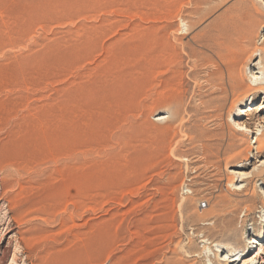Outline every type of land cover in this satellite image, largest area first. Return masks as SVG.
<instances>
[{
  "label": "rangeland",
  "instance_id": "1",
  "mask_svg": "<svg viewBox=\"0 0 264 264\" xmlns=\"http://www.w3.org/2000/svg\"><path fill=\"white\" fill-rule=\"evenodd\" d=\"M163 3L0 0V264H55L90 230L104 239L92 264H264V172L254 192H233L246 185L239 175L264 161L254 145L264 93L227 121L206 83L222 67L226 21L255 29L249 48L264 44L260 1L180 0L169 13ZM258 61L245 68L246 84L264 76ZM233 123L246 136L234 135ZM222 134L242 158L206 164ZM28 145L49 152L36 167H7L6 156ZM234 202H244L236 227L246 249L230 256L212 242L222 240Z\"/></svg>",
  "mask_w": 264,
  "mask_h": 264
},
{
  "label": "bare ground",
  "instance_id": "2",
  "mask_svg": "<svg viewBox=\"0 0 264 264\" xmlns=\"http://www.w3.org/2000/svg\"><path fill=\"white\" fill-rule=\"evenodd\" d=\"M163 1H164V3L161 4L162 7H164L167 10V13H169L171 8L175 7L174 5L180 0H163ZM259 1H260V6H259L260 11L256 10V12H263V14H264V3L261 2L262 0H259ZM238 7H239V11L237 10V12L240 14V16H242L241 14H243L245 17H248V16H249V18L252 17V14L249 13L248 11H246L245 7H242V6H238ZM242 11H244V12H242ZM244 16H242V17L245 19ZM236 17H237V15H236ZM234 19L235 18L230 19L231 21L228 20L229 22L226 21V25L223 27V29H220V32H219L220 33V39L218 38V40H220L221 45H219V41H218V44H217L218 45V53L216 52V54L218 55V59L219 60L221 59V61H222L221 62L222 67L221 66L218 67V69L215 71V73H212L209 76V78L206 80V83L208 84L210 89L213 90V93H214L213 97L211 99L212 103H214L216 105L217 111H219V112H223V111L225 112L226 111V114L228 115L227 121H229L230 116L234 113L232 111H235L236 109H238L239 105L243 104L251 96H255L258 93H264V76L258 77V75H259L258 73L256 75L252 74L251 82L248 84H246L244 82V77L246 76V69L245 68L248 66V63L252 60V58L259 57L258 63L254 64L253 66L258 67V71H260V73L264 75V44L260 47L249 48L250 47V39H251V36H249V35L254 33L255 29L254 28H249V29L246 28L244 30L236 29L237 26L235 25L236 22L233 21ZM234 22H235V24H234ZM158 36H159V38H157V40L160 39V41H162L163 36H160V35H158ZM156 43H157V41H156ZM156 43H155V45H158V43L157 44ZM159 44H161V43H159ZM162 45H164V44H162ZM159 59H157V60H159ZM168 59H170V58H168ZM157 60H155V62ZM166 61L169 62L167 59L164 62H166ZM155 66H156V64H155ZM143 71L144 72L146 71V66H143ZM19 78H20V76H19ZM166 85H167V83H166ZM166 97L171 99L173 97V93L171 91L167 92ZM167 101H169V100H167ZM259 107H261V106H259ZM7 112H6V114H7ZM1 115H2V113H1ZM164 119H166V117H164V116H161V118H159L160 121H163ZM233 124L236 126L235 128L232 127V129H233L232 131H233L234 135L235 134L245 135V133L247 132L246 129H243L242 126H240L236 123H233ZM55 132H57V130ZM14 133H16V132H14ZM216 143H217L216 147H214L213 150L212 149L211 150L205 149L206 151H205L203 157H204V159H206V160H204V161H206V164L210 165L213 160H215V159L219 160L221 157H225V155H226L225 161H224L225 166L228 165L229 158L231 160H234V161H238L242 158V152L243 151L238 152V147L240 145L237 144L238 142H237V140H235L234 137L225 136L224 134H222L218 137V139L216 140ZM18 144L20 145V143H18ZM50 144H51V142H50ZM34 145H31V146L28 145L29 147L22 146L23 148L20 151H18L16 153V150H15L13 152L14 154L16 153L15 155L6 156L7 158H5L3 162L7 163V167L13 166V167H17L19 170H25L27 167H29L30 165H34V164L38 166L39 161L41 162L40 159H43L42 158V156H43L42 152H44V150L46 151V149H44L42 146H41V149H39L38 146H34ZM38 145H40V144H38ZM254 145H256L255 146L256 153L261 154L264 150V133L263 132L260 133L259 135H257L256 140L254 142ZM10 146L13 148L12 145H10ZM250 147H251V145H249V144L246 147L248 149V152H250ZM60 148H61V146H60ZM60 148H59V150H60ZM251 149H252V147H251ZM69 150L71 151L70 148H68V151L65 150L67 152L64 155L67 156V153H70ZM65 151H63V153ZM50 152H52V150ZM54 152H55L54 154L56 155L57 154L56 151H54ZM45 153L46 152H44V155L47 154V153L46 154ZM43 157H45V156H43ZM51 157H53V156L51 155ZM53 158H49V159L53 160ZM0 169L3 170V169H5V167H1ZM263 172H264V161L263 160L256 161V163L253 166L252 172L250 174L239 175L240 179H241L240 182L246 183V185L242 186L241 188L238 187L239 189L235 188L233 190V192H238L240 194L245 193V195H248V193L250 191L254 192L255 184H253L254 186H252V190H250V186H251L252 182L258 181L262 178ZM67 173H69V172H67ZM37 188H39V187L37 186ZM243 203H239V202L228 203L227 207H225L226 208L225 210L228 211L230 209V211H228V212L225 211L221 220L224 221L226 218H229L230 221L227 224L223 223L220 227L219 234H220V238H222V240L215 239L212 242V243H216L217 244L216 246H218V247L221 246V247L225 248L228 251L230 256H232V252L234 249L236 250V247H237V249H241V248L246 249V246H242L241 240L238 239L240 237L241 231L238 230L236 227L237 220H238L236 218V215H237V212L239 211V209L242 208ZM8 204H9V202H8ZM8 206H10V204ZM250 209L251 208H249V206L243 207V210L245 212L243 217L247 216ZM164 216H166V214ZM165 218L166 217H163V220H165ZM167 218H168V216H167ZM0 226H2V225H0ZM104 235L105 234H103V236ZM77 237H79V236H77ZM103 240L104 239L101 235H100V237L97 234L94 235L93 231L91 233V230H90L89 233L87 232L85 235L83 234V237H80L79 240L68 242L67 248H65L59 252V254L57 255V258L54 262H55V264H92L95 259L99 260V258H100L101 253L100 252L98 254H95V253H96V249H98L97 247L101 245V242L103 244ZM209 240L210 239H208V238H207V240L204 239L203 241H201V243L209 242ZM233 242L236 243L235 246H233L234 245ZM256 243H257L256 240H252L251 242H249V245H253ZM98 244H100V245H98ZM240 246H241V248H240ZM128 256H129V254H128ZM228 260H230V259H228ZM222 261H224V260H222ZM138 262H140V261H138Z\"/></svg>",
  "mask_w": 264,
  "mask_h": 264
},
{
  "label": "built area",
  "instance_id": "3",
  "mask_svg": "<svg viewBox=\"0 0 264 264\" xmlns=\"http://www.w3.org/2000/svg\"><path fill=\"white\" fill-rule=\"evenodd\" d=\"M205 207H206V203L201 202V203L199 204V208H201V209H205Z\"/></svg>",
  "mask_w": 264,
  "mask_h": 264
}]
</instances>
